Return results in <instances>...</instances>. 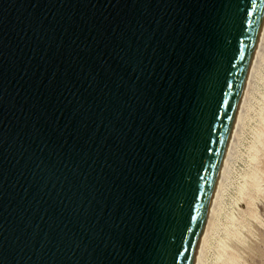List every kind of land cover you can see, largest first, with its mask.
Returning a JSON list of instances; mask_svg holds the SVG:
<instances>
[{"label":"water","instance_id":"95a60500","mask_svg":"<svg viewBox=\"0 0 264 264\" xmlns=\"http://www.w3.org/2000/svg\"><path fill=\"white\" fill-rule=\"evenodd\" d=\"M264 0H0V264H192Z\"/></svg>","mask_w":264,"mask_h":264},{"label":"rangeland","instance_id":"374dc122","mask_svg":"<svg viewBox=\"0 0 264 264\" xmlns=\"http://www.w3.org/2000/svg\"><path fill=\"white\" fill-rule=\"evenodd\" d=\"M262 63L263 64H261L260 69H259L260 73L258 72L256 86L253 90V94L251 97V103H250L248 115H247L248 117L246 118L244 122V127L242 128V131H241L240 142L237 148V156L234 158L231 164L229 176L226 180L227 184L225 183V186H224V193L222 197L223 200H222V205H221L223 207H222L221 216L219 219L220 221H218L219 222L217 225L218 227H216L217 230L215 229L216 230L214 232L215 235H213L212 242H211L212 244L210 243L211 246L208 249L204 264H223L224 263V262L222 263L218 259V255L220 252L218 250H219L220 243L223 240L222 238L225 237V227L229 223V219L227 216L230 213L231 215H233V217L237 218V219L235 218L237 220V221L235 220V222L236 223L238 222L237 224L244 225L245 223L247 224L246 226L249 227L247 228L245 227V225L244 226L237 225L240 229V233H239L240 235L238 234V236H235L237 239L232 236L227 237L228 240L226 239L228 246L229 244H231L232 247L235 245L234 249H232L231 246H230L231 248L228 247V249L229 248H230L229 250L232 249L233 250L232 252H235L237 250L236 251L237 255L233 253L237 257L234 260V262H236V264H264V160H263L264 159V142H262L263 144L258 143L261 149L259 150L260 153L258 154V158L260 159L258 158L255 159L257 160L256 161L257 164H255L256 162H254V159L251 158V154H250L251 149H252L251 144L254 141H257L256 136H255L256 128L262 124L264 126V123L260 121L261 120L260 119L261 118L260 117V106L262 104V100L264 97V62ZM253 168L257 170L259 174V178H258L259 183L255 187L249 186L248 191L250 192L251 195H253L250 198L249 197L250 195L248 192L247 194L246 192L245 193L239 192L240 191L239 188L245 179L246 172H248L249 170H252ZM241 193L244 195L246 194V196H248L251 200L248 197H246L247 198L246 199L245 196H243L244 197L243 198ZM249 200L253 202V203L251 202V205L248 204ZM249 206H252L253 209L251 208L250 210ZM246 208L247 210L249 209L247 214L245 212ZM250 211L253 213H249ZM243 213L245 214L243 215ZM250 214H252L253 216ZM237 216L238 217L240 216L239 218L241 219V221H238ZM241 217H244V219ZM243 221L244 223H242ZM243 233H244V237L242 235ZM241 240H244L243 241L244 243H240L242 242ZM232 242L234 245L232 244ZM235 243H237L240 247Z\"/></svg>","mask_w":264,"mask_h":264},{"label":"bare ground","instance_id":"6f19581e","mask_svg":"<svg viewBox=\"0 0 264 264\" xmlns=\"http://www.w3.org/2000/svg\"><path fill=\"white\" fill-rule=\"evenodd\" d=\"M263 60H264V11H263V15H262L261 22L259 25V29L257 32V36L255 39V43H254V46L252 49L251 58H250L248 69H247L246 76L244 79V84H243V87H242V90L240 93V97H239V100H238V103L236 106L234 119H233V122L231 125V129L229 131L228 137H227V141H226V144H225V147L223 150L222 158H221V161H220V164L218 167L217 176H216L213 188H212L210 202H209L207 213H206L203 225H202L199 240H198L197 245H196L192 264H204L208 249L211 246L210 243L212 242L213 235H215L214 232L217 230L216 227H218L217 225L219 223L218 221H220L219 219H220L221 210L223 207L221 205H222V200H223L222 197H223V193H224V186H225L226 180L229 176L231 164H232L234 158L237 156V148H238V145L240 142L241 131H242V128L244 127V122H245L246 118L248 117L247 115H248V110H249V106L251 103V97L253 94V90L256 86V80L258 77V72H259L260 66H261V64H263L262 62H264ZM260 117H261L260 121H262V123H264L263 122V120H264V97L262 100V104L260 106ZM263 134H264V126L262 124L256 128L255 136H256L257 141H254L251 144L252 149H251V152L249 151L251 154V158L254 159V162L257 161L255 159L258 158V154L260 153L259 150L261 148H260L259 144L260 143L263 144L262 142H264ZM258 159H260V158H258ZM255 164H257V162ZM258 166H257V168H258ZM258 178H259V174H258L257 170H255L254 168L252 170H249L248 172H246L245 179H244L243 183L240 185V188H239L240 191L239 192H243V193L246 192V194L248 192L250 195L249 197L251 198V196H253V195L250 194V192L248 191V188H249V186L255 187L259 183ZM259 181H261V180H259ZM246 194L245 195L242 194V197L243 196H245V198L248 197V196H246ZM252 198H254V197H252ZM250 200L248 203L249 205H251V202H252ZM249 207H250L249 208L250 210H251V208L253 209L252 206H249ZM247 208H246V210H247ZM249 209L247 211L244 209L246 214L249 211ZM249 213H253V212L250 211ZM244 214L245 213H243V215ZM250 215H252V214H250ZM227 217L229 219V223L225 227V237L222 238L223 239L222 242L219 241V242H221L220 246H219V250H218L220 252H219V255L218 254L217 255H218L219 261H221L222 263L224 262L223 264H234V263L236 264V262H234V260L237 258L236 257V255H237L236 251L237 250L235 252H232L233 251L232 249L235 248V245L233 244V242H235V241L232 242V244L234 245L232 247L231 244H229V246L227 245L226 239L228 240L227 237H230V236H232V237L238 236V234L240 233V229L237 226V225H239V224H237L238 222L237 223L235 222V220L237 219L236 217H233V215H231V213L228 214ZM239 217H238V221H241V219ZM241 218L244 219V217H241ZM226 222H227V220H226ZM242 223H244V221ZM244 225H245V227L249 228L248 226H246L247 224L244 223ZM244 225L240 224L239 226H244ZM242 235L244 237V233ZM217 240H219V239H217ZM238 240H239V238H238ZM244 240H241L242 242H240V243H244L243 242ZM235 244H237V243H235ZM230 246L232 247L231 250H229L231 248ZM228 247H230V248L228 249ZM233 253L236 255H234ZM236 261H238V260H236Z\"/></svg>","mask_w":264,"mask_h":264}]
</instances>
